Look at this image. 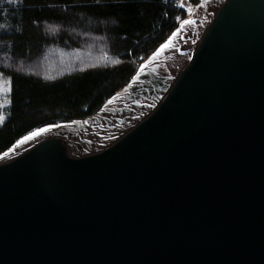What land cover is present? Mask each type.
<instances>
[{
  "label": "water",
  "instance_id": "1",
  "mask_svg": "<svg viewBox=\"0 0 264 264\" xmlns=\"http://www.w3.org/2000/svg\"><path fill=\"white\" fill-rule=\"evenodd\" d=\"M146 82L116 94L169 91L106 148L0 162V264H264V0H225L171 87Z\"/></svg>",
  "mask_w": 264,
  "mask_h": 264
},
{
  "label": "trees",
  "instance_id": "2",
  "mask_svg": "<svg viewBox=\"0 0 264 264\" xmlns=\"http://www.w3.org/2000/svg\"><path fill=\"white\" fill-rule=\"evenodd\" d=\"M190 13L164 0H0V73L11 85L0 153L98 113Z\"/></svg>",
  "mask_w": 264,
  "mask_h": 264
},
{
  "label": "bare ground",
  "instance_id": "3",
  "mask_svg": "<svg viewBox=\"0 0 264 264\" xmlns=\"http://www.w3.org/2000/svg\"><path fill=\"white\" fill-rule=\"evenodd\" d=\"M212 6V8L206 6L199 7L193 16L186 20L190 21V23L185 24L182 22L175 32L176 35L172 36L164 44L168 46L163 47V45L157 51L158 54L156 53L140 68V72L146 75L147 78L143 80H132L130 86L147 84V80L159 79L160 82H164L168 87H171L168 83L172 80V72L182 61L184 55L187 56L191 51L196 49L201 40L202 31L207 29L210 23L209 18H204L203 14L208 16L210 12H213L214 5L212 4ZM169 41L171 42L169 43ZM182 55L183 57L179 59ZM162 90L164 89H159V94L152 99L135 100L128 91L116 94L97 114V122H70L67 124L46 126L40 129H47V131L25 141L26 137L40 130L37 129L19 140L10 150L6 151L5 153L7 155L5 153L0 154V162L12 159L46 139L59 137L61 133H66L63 138L70 142L72 148H80L85 142H90V146L95 145L96 141L109 138L110 135L137 122L146 108L153 106L152 104L161 97V94H163L161 93ZM144 100L148 101L145 103ZM105 119H109V122ZM106 122L109 123V127H105L104 123ZM21 141L25 142L21 143Z\"/></svg>",
  "mask_w": 264,
  "mask_h": 264
},
{
  "label": "rangeland",
  "instance_id": "4",
  "mask_svg": "<svg viewBox=\"0 0 264 264\" xmlns=\"http://www.w3.org/2000/svg\"><path fill=\"white\" fill-rule=\"evenodd\" d=\"M203 6H206V7H210V8H212L213 6L212 5H209V4H206V5H203ZM199 8V5L196 7H190L189 9H186L187 11H191V13H190V16L187 18V19H185L184 21H186V20H188V19H190L192 16H193V14L197 11V9ZM220 8V7H219ZM219 8H217L215 5H214V11L213 12H210V14L207 16L206 14H203V17L204 18H206V19H208L209 18V22H211V20L213 19V17H214V15L216 14V12L218 11V9ZM216 9V10H215ZM184 21H182V22H184ZM182 22L180 23V25L182 24ZM180 25L178 26V28L180 27ZM177 31V30H176ZM175 31V32H176ZM199 31H201V30H199ZM206 30H203L202 31V35H201V38H202V36H203V34H204V32H205ZM174 32V33H175ZM173 36V33L171 34V36L167 39V41L171 38ZM200 38V39H201ZM166 41V42H167ZM166 42H164V44L166 43ZM164 44H162L160 47H159V49L158 50H160V48L164 45ZM157 50V51H158ZM157 51H155V53L154 54H152L146 61H148L151 57H153L156 53H157ZM193 52L194 51H191L187 56H185L184 55V57H183V55L179 58V59H181L182 57H183V59H182V61L176 66V68L174 69V71L172 72V80L168 83L170 86L174 83V81L176 80V78L178 77V75L181 73V71L185 68V66L187 65V63H188V61H189V59L191 58V56H192V54H193ZM145 61V62H146ZM144 62V63H145ZM143 63V64H144ZM142 64V65H143ZM142 65L139 67V69L138 70H140V68L142 67ZM132 81V80H131ZM131 81H130V83H131ZM10 88H11V85H10V78H8L7 76H5V75H3L2 73H0V108H2L4 105H6V103L8 102V95H9V90H10ZM164 90H162L161 91V93H163V94H161V97L156 101V102H154L152 105L153 106H151V107H148V108H146V110L142 113V115H141V118L137 121V122H135V123H133V124H130L129 126H127L125 129H123V130H120V131H117L116 133H114V134H112V135H110V137L109 138H103V139H100V140H98V141H96V143H95V145H92V146H90V142H85L80 148H72V146L71 145H68V149H69V151L70 152H72L73 154H75L76 156H78V157H84V156H87V155H90V154H92V153H94V152H96V151H99V150H101V149H104V148H106L107 146H109V145H111L112 143H114L123 133H125L127 130H129V129H131L132 127H134L135 125H137L138 124V122H140V120L145 116V115H147L149 112H151L152 110H153V108H155L160 102H161V100L163 99V97L165 96V94L169 91V90H167L166 88H163ZM116 95V94H115ZM115 95H113V96H115ZM112 96V97H113ZM111 97V98H112ZM111 98H109L106 102H105V104L103 105V107L98 111V113L104 108V106L106 105V103L111 99ZM149 98H154V97H149ZM146 101H148V100H144V102L146 103ZM97 113V114H98ZM97 114H96V116H97ZM70 123V122H69ZM105 124V127H109V123L108 122H106V123H104ZM37 130V129H36ZM35 131V130H34ZM33 132V131H32ZM32 132H30V133H32ZM29 133V134H30ZM29 134H27V135H29ZM26 136V135H25ZM24 136V137H25ZM24 137H22V138H24ZM22 138H20L19 140H21ZM18 140V141H19ZM17 141V142H18ZM16 142V143H17ZM15 143V144H16ZM14 144V145H15ZM97 144V145H96ZM13 145V146H14ZM12 146V147H13ZM12 147H10L8 150H10ZM8 150H6V151H8ZM6 151H4V152H2V153H0V154H3V153H5Z\"/></svg>",
  "mask_w": 264,
  "mask_h": 264
},
{
  "label": "built area",
  "instance_id": "5",
  "mask_svg": "<svg viewBox=\"0 0 264 264\" xmlns=\"http://www.w3.org/2000/svg\"><path fill=\"white\" fill-rule=\"evenodd\" d=\"M225 0H200L199 7L209 4L215 5L216 7H220ZM164 4L176 8H185L189 9L191 5L187 3V0H164ZM197 7V6H196Z\"/></svg>",
  "mask_w": 264,
  "mask_h": 264
},
{
  "label": "snow or ice",
  "instance_id": "6",
  "mask_svg": "<svg viewBox=\"0 0 264 264\" xmlns=\"http://www.w3.org/2000/svg\"><path fill=\"white\" fill-rule=\"evenodd\" d=\"M184 23L187 24V23H190V21H184ZM175 35H176V33H173V36H175ZM170 42H171V41H169V43H170ZM167 46H168V45L166 44V45H164L163 47H167ZM157 54H158V53H157ZM44 131H47V129H40L38 132L32 133L31 136L25 138V141L28 140V139H31V138H33V137H35V136H37V135H39L40 133H42V132H44ZM25 141H21V143H23V142H25ZM5 155H7V153H5Z\"/></svg>",
  "mask_w": 264,
  "mask_h": 264
},
{
  "label": "flooded vegetation",
  "instance_id": "7",
  "mask_svg": "<svg viewBox=\"0 0 264 264\" xmlns=\"http://www.w3.org/2000/svg\"><path fill=\"white\" fill-rule=\"evenodd\" d=\"M10 91H11V88H10V90H9V93H10Z\"/></svg>",
  "mask_w": 264,
  "mask_h": 264
}]
</instances>
